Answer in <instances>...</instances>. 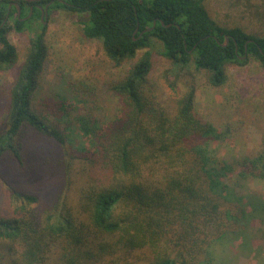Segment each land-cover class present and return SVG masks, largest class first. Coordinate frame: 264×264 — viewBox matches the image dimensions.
I'll list each match as a JSON object with an SVG mask.
<instances>
[{"label": "trees", "instance_id": "1", "mask_svg": "<svg viewBox=\"0 0 264 264\" xmlns=\"http://www.w3.org/2000/svg\"><path fill=\"white\" fill-rule=\"evenodd\" d=\"M48 1L13 0L20 5L17 15L14 4L8 7L12 0H0V70L17 63L9 31L32 33L0 121V160L10 155L18 170L24 166L25 128L67 144L60 125L63 114L49 120L32 106L47 55L45 18H40L38 5ZM51 1L48 12L86 13L84 36L100 40L116 64L158 43L178 70L192 63L215 86L224 83L228 63L242 65L253 57L264 69V36L218 24L204 0ZM30 6L33 13L27 17ZM150 68L146 50L113 84L121 113L106 125L89 106L74 115L90 148L66 157L65 187L51 193L47 208H37L35 194L10 187L9 210L0 213V241L7 255L0 264H129L120 260L139 250L149 251L148 264H206L212 243L250 214L224 180L226 163L209 146L217 134L196 112L194 88L185 89L173 111L163 109L145 92ZM45 104V110L58 116V102ZM60 105L61 110L64 102ZM240 164L245 174L258 176L264 169L262 155L243 158ZM73 184L75 196L69 193ZM114 255L120 260L110 258Z\"/></svg>", "mask_w": 264, "mask_h": 264}, {"label": "rangeland", "instance_id": "2", "mask_svg": "<svg viewBox=\"0 0 264 264\" xmlns=\"http://www.w3.org/2000/svg\"><path fill=\"white\" fill-rule=\"evenodd\" d=\"M204 4L218 24L239 26L248 33L264 36V0H204ZM44 18L47 55L38 76L32 106L49 120L59 119L63 114L60 125L67 136V144L62 146L50 137L25 128L21 138L23 170L17 169L10 155L0 160V213L9 210L11 186L35 194L38 198L35 205L39 210L50 205L54 197L51 193L65 187L66 157L71 151L90 148L88 139L76 128L74 115L89 106L101 125L119 116L121 104L112 86L147 50L151 68L145 85L146 94L157 106L173 111L185 89L194 88V108L217 134L209 146L226 163L224 180L250 213L241 219L236 230L212 243L210 261L206 264H264V169L257 171L261 173L258 176L245 174L240 164L243 158L258 155H262L264 161V69L259 61L249 57L242 65L226 64V79L215 86L209 82L207 72L196 70L192 63L178 70L161 54L158 43L140 49L134 58L116 64L104 53L100 40L84 36L81 20L86 18V13L56 8ZM30 35L29 30L19 33L12 29L8 33L9 40L17 48L18 58L15 66L0 70V121L5 117L9 90L26 55ZM54 102H58L56 110L53 106L58 116L45 110L44 103L52 105ZM60 102H64L61 110ZM72 168L78 171L79 165ZM75 186L71 185L69 191L73 196L78 193ZM99 238L110 241V237ZM4 246L0 241L3 259L7 256ZM150 256L148 250H139L124 261L117 255L110 258L121 263L148 264Z\"/></svg>", "mask_w": 264, "mask_h": 264}, {"label": "water", "instance_id": "3", "mask_svg": "<svg viewBox=\"0 0 264 264\" xmlns=\"http://www.w3.org/2000/svg\"><path fill=\"white\" fill-rule=\"evenodd\" d=\"M50 3V2H49ZM12 4H14L16 7H17V15H19L20 14V5L18 4V3H16V2H10L9 3V6H11ZM40 7V6H39ZM48 4H46V6L43 8V9H41V7H40V9L42 10V12L44 13V15H45V17L47 16V13H48ZM31 11H32V6L30 7V13H31ZM44 15L42 14L41 15V19H43L44 18ZM7 18V17H6ZM6 18L4 19V21H3V23L6 21ZM155 25V21H153V25H152V27H150V28H146L145 29V31H147V30H150V29H152L153 28V26ZM228 41V38L226 37V39H225V43ZM245 56L246 55H243L242 56V58H245Z\"/></svg>", "mask_w": 264, "mask_h": 264}, {"label": "flooded vegetation", "instance_id": "4", "mask_svg": "<svg viewBox=\"0 0 264 264\" xmlns=\"http://www.w3.org/2000/svg\"><path fill=\"white\" fill-rule=\"evenodd\" d=\"M50 2V3H49ZM52 3V1L50 0V1H48V3H46V4H48V6L50 5ZM46 4L44 5V6H41V5H38V6H40L41 7V9H43L45 6H46ZM35 5H37V4H35ZM12 6V5H11ZM11 6H9L8 5V7L9 8H11ZM31 7V6H30ZM39 7V8H40ZM40 9V11H41V15L43 14L44 15V13L42 12V10ZM48 9V8H47ZM30 10V9H29ZM32 13H33V6H32V11H31V13H30V11H29V14H28V16L27 17H30L31 15H32ZM41 15H40V18H41ZM44 17H45V15H44Z\"/></svg>", "mask_w": 264, "mask_h": 264}]
</instances>
